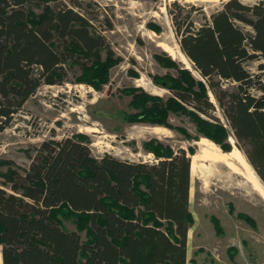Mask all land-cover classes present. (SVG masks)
<instances>
[{
  "label": "trees",
  "instance_id": "1",
  "mask_svg": "<svg viewBox=\"0 0 264 264\" xmlns=\"http://www.w3.org/2000/svg\"><path fill=\"white\" fill-rule=\"evenodd\" d=\"M174 5L181 49L206 82L158 55L176 69L154 77L170 95L128 89L134 112L127 120L168 127L169 112H183L202 136L229 151L208 85L264 182V82L246 67L264 59V2L227 0L199 26ZM93 26L77 0H0V131L41 84L62 83L67 65L77 66V81L91 86L107 79L115 60L101 59L104 37ZM222 80L234 84L225 88ZM255 86L263 93H251ZM85 138L43 140L24 173L8 171L10 191L0 188V264H185L192 223L187 152L149 139L143 145L155 156L152 163L94 157ZM59 215H72L76 228L65 230Z\"/></svg>",
  "mask_w": 264,
  "mask_h": 264
},
{
  "label": "rangeland",
  "instance_id": "2",
  "mask_svg": "<svg viewBox=\"0 0 264 264\" xmlns=\"http://www.w3.org/2000/svg\"><path fill=\"white\" fill-rule=\"evenodd\" d=\"M77 1L93 18L94 30L104 37L101 59L108 56L115 63L108 68L107 79L97 87L77 81L80 69L67 65L62 83L41 84L25 101L10 125L0 131V188L10 191L8 171L24 173L43 140H60L80 133L86 137L84 141L94 157L108 153L120 159L152 163L155 156L143 143L156 139L174 150L183 148L190 159L192 155L199 157L196 167L190 168L188 209L192 223L187 232L185 264H264V182L208 85V96L215 107L212 115L227 129L229 151L205 140L190 116L183 112H169L168 127L126 118L134 112L128 89L137 88L164 98L170 95L154 77L175 75L176 69L162 65L158 55L169 57L176 66L206 82L181 49V36L175 30L178 11L174 2L183 6L182 18L190 11L187 18L199 26L205 19L210 20L211 14L227 0ZM240 1L249 5L264 2ZM33 10L41 9L33 5ZM243 28L253 33L249 25ZM260 64H264L263 58L248 61L246 67L264 82V67ZM222 83L225 88L234 84L223 80ZM250 92L263 93L256 86ZM207 147L211 155L205 156L202 149ZM213 156H228L229 164L212 160ZM59 218L65 230L76 228L72 215ZM80 237L82 242L86 240L84 230Z\"/></svg>",
  "mask_w": 264,
  "mask_h": 264
},
{
  "label": "bare ground",
  "instance_id": "3",
  "mask_svg": "<svg viewBox=\"0 0 264 264\" xmlns=\"http://www.w3.org/2000/svg\"><path fill=\"white\" fill-rule=\"evenodd\" d=\"M162 42H160V44H161ZM160 126H154V128H159ZM156 133H157V130H154ZM205 140H207L208 142H210L211 144H213L214 146H216L217 147V145L215 144V143H213L212 141H210V140H208L207 138H204ZM212 147V146H211ZM210 147H207V148H203L202 149V153L203 154H205V156L206 155H211V151H210V149H209ZM239 152V151H238ZM240 153V152H239ZM202 154V155H203ZM223 154H225L224 152H223ZM214 155V154H213ZM199 159V157H198V155H192V159H190V168L191 169H193V168H195L196 167V165H197V160ZM212 160H216V161H218V162H225L226 164H229V157L227 156V157H216V156H213L212 157Z\"/></svg>",
  "mask_w": 264,
  "mask_h": 264
}]
</instances>
